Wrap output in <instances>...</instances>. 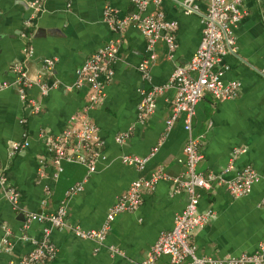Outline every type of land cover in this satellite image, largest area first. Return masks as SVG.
Here are the masks:
<instances>
[{
	"label": "crops",
	"instance_id": "obj_1",
	"mask_svg": "<svg viewBox=\"0 0 264 264\" xmlns=\"http://www.w3.org/2000/svg\"><path fill=\"white\" fill-rule=\"evenodd\" d=\"M37 1L41 10L26 31L23 22L33 15L31 6ZM195 1L202 12L207 9L208 0ZM106 6L114 8L120 18L135 12L128 0H0V84L14 79L12 66L22 61L28 76L36 78L43 74L46 59H54L55 66L53 75L43 74L42 81L58 84L46 96L37 87L26 90L28 98L40 107L37 114L22 103L15 88L0 90V170L8 186L18 192L13 207L0 186V264L22 258L33 248L30 240L41 237L42 224L28 222L25 212L50 213L63 205L67 226L97 230L133 181L148 179L157 168L169 178L185 171L184 164L178 162L184 159L187 142L184 115L178 117L142 170L121 161L123 155L147 156L164 135L165 120L171 113L173 88L157 96L154 113L144 123L138 122L139 91L166 84L174 68L185 65L200 43L199 16L186 15L170 0H163L160 9L178 24L173 57L167 58L165 43L158 41L151 82L142 81L137 67L146 57V41L138 29L127 27L113 64L112 81L104 89L105 99L89 113L104 144L95 171L88 173L83 165L62 162V172L56 180L52 178V159L40 133L61 134L69 118L86 105L88 88L74 90L71 86L75 71L113 36L103 18ZM241 9L244 16L234 30L236 52L222 59L228 67L223 79L239 81V94L234 100L216 101L205 93L192 120V136L200 139L202 155L196 170L227 180L246 167L264 173V78L258 73L264 70V0H243ZM25 31L28 38L21 37ZM24 48L31 50L29 57H25ZM123 133L129 137L119 144L116 137ZM24 138L28 146L11 156V145ZM228 166L232 169L223 173ZM77 184L81 191L67 195ZM199 194L198 212L211 211L212 216L189 236L196 255L223 259L254 254L264 234V184H255L250 194L240 198L217 184ZM186 202L184 192L173 193L171 182L161 180L143 192L135 211L120 214L110 223L101 244L77 238L68 227L53 230L56 256L44 264H138L160 234L172 229L175 215ZM3 227L11 232L9 252L1 243ZM155 264L171 262L163 256Z\"/></svg>",
	"mask_w": 264,
	"mask_h": 264
},
{
	"label": "built area",
	"instance_id": "obj_2",
	"mask_svg": "<svg viewBox=\"0 0 264 264\" xmlns=\"http://www.w3.org/2000/svg\"><path fill=\"white\" fill-rule=\"evenodd\" d=\"M128 1L134 7L135 12L121 18L114 8L104 7L103 18L113 36L75 71L71 89L88 88L86 105L81 112L69 118V125L61 134L53 136L45 132L40 133L52 159V178L54 180L62 172V162L83 165L88 173L95 171V164L102 155L104 144L99 138L97 127L91 121L89 113L100 106L105 99L104 89L112 81L113 64L118 58L125 29L129 26L135 27L146 41V57L137 67L142 81L151 82L150 68L156 61L154 49L158 41L162 40L165 43L167 58L173 57L176 49L175 32L178 24L176 21L167 19L160 9L163 0ZM170 1L176 4L184 14L199 16L202 25L200 43L185 65L174 68L166 84L151 85L148 89L139 91L140 100L136 107L138 122L144 123L154 113L157 96L169 88L175 90L171 113L165 120L164 135L147 156L123 155L121 161L137 170H142L146 162L158 151L178 117L184 115L183 128L187 134V142L183 149L184 159L178 160V162L184 164L185 171L178 177L169 178L164 174L162 168H157L148 179L133 181L126 192L110 207L104 224L97 230H82L78 226H67L65 222L66 209L63 205L55 212L50 213L46 211L25 212L24 217L28 222L42 224L41 237L31 239L32 250L22 258L10 261L9 264H44L52 261L57 252L51 240L52 231L55 229L68 227L77 238L101 244L106 238L110 223L120 214L135 211L141 204L143 192L152 190L161 180L171 182L173 193L184 192L187 202L183 210L175 215L172 229L160 234L147 257L138 264H155L158 258L163 256L168 257L171 264H264V234L254 254H241L237 257L223 259L198 257L196 247L188 241L190 234L195 229L205 226L212 216L211 211L198 212L199 191L210 190L214 184H217L223 186L232 197L240 198L250 194L255 184H264V173H258L250 167L238 171L229 180L224 179L222 175L199 173L196 168L202 159L199 150L200 139L192 136L195 106L205 93L210 94L216 101L234 100L239 94L241 88L239 81H224L223 79L228 67L222 59L236 52L234 30L244 16L241 9L243 0H208V7L203 12L195 0ZM31 8L33 15L23 22L26 31L32 28L34 17L41 10L39 1L33 3ZM26 31L21 33L22 38H28ZM23 51L25 57L31 55L29 48H24ZM54 66V59L44 60L43 74L53 75ZM12 73L14 79L10 83H1L0 90L9 87L15 88L20 100L31 113H39V105L28 98L26 90L37 87L40 93L46 96L58 84L54 82L48 85L43 82V74L31 79L23 61L12 66ZM258 73L264 78V70H260ZM128 135V133L120 134L116 137V141L119 144L124 143L128 139ZM24 136L25 134H23ZM27 146L26 138L23 142L13 143L10 147V155L14 156ZM231 169L232 167L228 166L223 173H227ZM39 175L43 177L42 173ZM0 186L4 188L5 197L9 203L16 207L18 192L8 186L6 176L1 170ZM81 189L80 184L72 186L67 195L80 192ZM43 205L45 206L46 203ZM10 234V229L3 227L1 243L5 252H9L11 249ZM22 239L28 240L26 236H22Z\"/></svg>",
	"mask_w": 264,
	"mask_h": 264
}]
</instances>
